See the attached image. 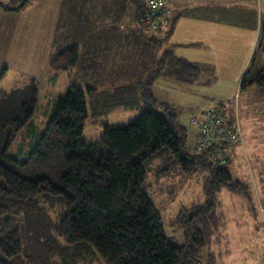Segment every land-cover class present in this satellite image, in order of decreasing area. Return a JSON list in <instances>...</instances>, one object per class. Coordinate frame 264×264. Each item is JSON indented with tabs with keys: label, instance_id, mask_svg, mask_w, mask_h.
I'll list each match as a JSON object with an SVG mask.
<instances>
[{
	"label": "trees",
	"instance_id": "obj_1",
	"mask_svg": "<svg viewBox=\"0 0 264 264\" xmlns=\"http://www.w3.org/2000/svg\"><path fill=\"white\" fill-rule=\"evenodd\" d=\"M69 1L73 13L79 14L76 20L86 23L77 8L87 11L88 0ZM116 1L96 2L104 3L102 10L110 17L97 20L95 14V28L103 22L106 26L121 23L122 12H107ZM123 1L124 6L129 3ZM130 1L134 13L128 24L139 27L143 52L138 53L129 76L117 71L123 65L116 61L124 57L122 53H115L114 64L110 56H100L112 79L105 82L106 88L109 84L121 90L133 87L145 105L129 125L104 124L102 140L83 141L90 116L87 96L99 90L93 86L85 91L71 84L57 100V109L32 153L24 160L13 158L11 147L33 119L38 84L34 81L10 92L0 88V264H217V256L208 250L224 226L220 194L227 188L246 199L251 196L249 186L235 178L231 158L224 163L215 160V145L198 152L201 135L193 128L192 136L180 121L178 108L155 95L153 87L163 78L184 86L205 85L204 66L178 55L169 41L183 12L166 0L173 8L169 24L165 18L148 23L143 19L146 4ZM27 2L8 3L4 10H19ZM263 45L261 40L233 98L199 106L190 113L189 122L193 114H207L216 105L231 120L236 118L240 92L250 86L264 88ZM82 51L81 43H72L52 55L51 66L76 68ZM100 57L92 58V66L98 65ZM117 105L128 106L125 101L112 107ZM152 169L158 179L175 172L203 174V201L183 205L172 222L183 231L181 244L168 234L164 216L149 193Z\"/></svg>",
	"mask_w": 264,
	"mask_h": 264
},
{
	"label": "rangeland",
	"instance_id": "obj_2",
	"mask_svg": "<svg viewBox=\"0 0 264 264\" xmlns=\"http://www.w3.org/2000/svg\"><path fill=\"white\" fill-rule=\"evenodd\" d=\"M0 1L4 2L0 3V88L10 92L36 81L39 93L32 121L22 128L9 151L13 158L24 160L32 153L57 109V100L67 94L71 84H78L85 91L93 86L99 90L87 96L90 116L85 121L83 141H100L103 139L104 124L112 127L129 125L141 115L145 105L138 100L137 89L127 87L121 90L110 84L107 89L105 82L111 83L112 79L108 77L109 74L106 75L108 71L103 67L102 58L98 65L92 66L90 56L92 47L99 52L96 55H104L106 59V55L110 56L113 61L115 53H122L124 60H129L122 59L123 65L117 71L122 76L125 72L129 76L131 65L140 56L138 53L143 52L139 48L141 45L143 47L142 41H139L140 33L120 35L114 32L116 27L111 31L104 30L103 22L98 38L90 37L85 28L90 27L89 23L76 20L79 14L73 13L69 0H27L19 10L9 11L4 10V6L19 0ZM258 1L262 3L264 0ZM81 13L86 16V11L82 10ZM262 27L261 40L264 41V22ZM76 42L83 46L82 60L78 66L69 71L54 69L51 66L52 55ZM93 42L104 48L97 49ZM263 47L260 55L264 54ZM102 50L105 53H101ZM163 81L164 78L153 87L156 97L178 108L180 121L193 136V127L188 118L194 109L189 107L197 104L196 98L203 95L202 90L192 86L196 91L190 92L179 88V83ZM162 86L168 88L162 89ZM239 97L236 117L240 121L242 136L229 156L235 178L249 186L251 196L246 199L238 192L227 188L223 190L220 200L224 226L216 234L208 251L215 253L217 264H264V88L250 86L241 91ZM125 101L127 107H112L114 103L122 104ZM9 164L22 172L19 165L13 162ZM202 177L203 174L199 173L187 176L175 172L158 179L153 169L150 172L149 193L164 216L168 234L179 244L185 238L182 229L172 223L173 219L183 205L203 201ZM94 264L103 263L96 261Z\"/></svg>",
	"mask_w": 264,
	"mask_h": 264
},
{
	"label": "crops",
	"instance_id": "obj_3",
	"mask_svg": "<svg viewBox=\"0 0 264 264\" xmlns=\"http://www.w3.org/2000/svg\"><path fill=\"white\" fill-rule=\"evenodd\" d=\"M168 1L175 7L176 11L183 12L175 24L174 32L169 40L170 43L178 55L204 66L202 75L205 85L197 87L202 90L203 95H198L197 104L189 107V109H196L210 103V101L232 99L240 88L244 72L250 66L257 45L262 39L264 1L262 3L258 0ZM96 2V0H88L85 14L88 20L86 22L90 25L87 33L90 34V37L98 38L102 26L95 28V14L103 20L110 16L102 10L104 3L95 7ZM128 2L125 6L123 0H117L113 3V7H110L107 12H122L121 23L114 24V26L104 25V30L111 31L116 27L114 32L120 35H126L128 32L130 34L140 32L138 26L128 24L129 18H132L134 13L131 1L128 0ZM77 10L82 11L80 8ZM93 41L95 42L96 39ZM94 42L92 45H97V49H99V44ZM103 52L104 50L101 53ZM98 53L92 47L90 50L91 59L95 56L100 57L96 55ZM122 59L120 57L116 61L123 64ZM114 63L115 61L110 64ZM212 70L213 76H211ZM163 82H165V78ZM163 86L162 89L168 88ZM179 86L182 90L196 91L195 88L193 90L192 86L180 84ZM184 108L186 107L184 106Z\"/></svg>",
	"mask_w": 264,
	"mask_h": 264
},
{
	"label": "built area",
	"instance_id": "obj_4",
	"mask_svg": "<svg viewBox=\"0 0 264 264\" xmlns=\"http://www.w3.org/2000/svg\"><path fill=\"white\" fill-rule=\"evenodd\" d=\"M148 7L146 15L143 19L146 22L157 23L160 19H164L169 24L173 8L169 6L166 0H142ZM190 122L193 128L200 136L198 152L205 148L215 147V160L224 163L230 158V151L233 150L235 144L242 136L241 125L239 119L229 118L219 105L210 108L208 113L199 112L192 115Z\"/></svg>",
	"mask_w": 264,
	"mask_h": 264
},
{
	"label": "water",
	"instance_id": "obj_5",
	"mask_svg": "<svg viewBox=\"0 0 264 264\" xmlns=\"http://www.w3.org/2000/svg\"><path fill=\"white\" fill-rule=\"evenodd\" d=\"M24 2H26V0H23Z\"/></svg>",
	"mask_w": 264,
	"mask_h": 264
}]
</instances>
